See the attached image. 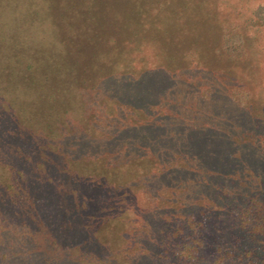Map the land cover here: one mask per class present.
Here are the masks:
<instances>
[{
	"label": "rangeland",
	"instance_id": "obj_1",
	"mask_svg": "<svg viewBox=\"0 0 264 264\" xmlns=\"http://www.w3.org/2000/svg\"><path fill=\"white\" fill-rule=\"evenodd\" d=\"M42 1L0 0L33 5L41 43L0 82V264H177L156 256L163 229L199 206L220 223L221 185L264 184V28L250 63L219 49L255 0H60L64 36L36 34Z\"/></svg>",
	"mask_w": 264,
	"mask_h": 264
},
{
	"label": "trees",
	"instance_id": "obj_2",
	"mask_svg": "<svg viewBox=\"0 0 264 264\" xmlns=\"http://www.w3.org/2000/svg\"><path fill=\"white\" fill-rule=\"evenodd\" d=\"M60 3V0H46L40 3L46 10H52L49 15L53 25H40L36 34L40 31L41 35L46 33V30H43L46 26L49 29L48 34L64 36L71 31V24L60 21L59 15H74V4H68L72 9L69 6H61ZM25 5L15 3L12 8L0 6V13L8 12L6 17H1L0 14V82H11L17 73L18 76L22 75L23 66L19 63L22 64L24 59V67L28 69L35 66L34 61L40 55L38 48L41 43L34 44L29 41L28 34L32 27L29 24L33 21L31 19L38 15L35 13V17L29 16L28 8H31L33 13L36 10L32 4ZM84 13H95L103 17L101 11L89 6L83 9ZM235 14L236 16L222 27L219 49L227 58L250 63L252 54L257 57L263 52L257 47V42L251 45L249 35L264 28V1L255 0L243 4L235 9ZM167 16V13L161 15L164 18ZM11 18L14 19L15 26L9 24ZM25 19L30 20L23 26ZM83 19L90 31L93 30L92 26H100L98 16L95 19H87L84 16ZM108 26L106 24V28H109ZM115 26H112L113 30ZM258 45L263 47L260 43ZM255 62L258 63L259 60L256 59ZM261 96L264 99V95ZM249 97L247 89L239 88L234 90L231 99L238 104H244ZM234 187L235 184L225 183L216 193L215 200L220 203V213L225 215L220 223H211L210 218L208 219L209 206L189 209L182 218L177 217L172 221L171 227L163 229L156 256L161 260L171 257L177 264H264V184L254 188L241 186L236 190Z\"/></svg>",
	"mask_w": 264,
	"mask_h": 264
}]
</instances>
